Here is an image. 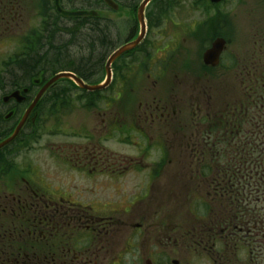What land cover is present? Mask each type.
I'll list each match as a JSON object with an SVG mask.
<instances>
[{
    "label": "flooded vegetation",
    "instance_id": "flooded-vegetation-1",
    "mask_svg": "<svg viewBox=\"0 0 264 264\" xmlns=\"http://www.w3.org/2000/svg\"><path fill=\"white\" fill-rule=\"evenodd\" d=\"M113 1L116 21L103 0H0V75L49 56L0 82L26 96L0 100V132L57 73L104 81L109 55L139 33L142 0ZM170 1L145 7V36L107 87L58 79L0 149V264H264V14L237 44L216 7L176 22ZM82 10L96 14L63 13ZM85 27L100 32L94 60L92 37L78 45ZM59 36L65 50L46 54ZM216 37L226 49L212 65Z\"/></svg>",
    "mask_w": 264,
    "mask_h": 264
},
{
    "label": "trees",
    "instance_id": "trees-1",
    "mask_svg": "<svg viewBox=\"0 0 264 264\" xmlns=\"http://www.w3.org/2000/svg\"><path fill=\"white\" fill-rule=\"evenodd\" d=\"M154 23H155V21H154ZM88 36L93 38V42L91 43V41H90V43H91L90 45H91L92 56H93L92 60H94L95 59V53L97 52V47L100 44V32L98 30H94L92 28H91V30L89 28H86V27L82 28L80 30L79 34L77 35V38L81 39V41L78 44L80 46V48H82L84 46V44H86V42H88ZM56 39H57V42L56 41L53 42L54 45L52 44V46L50 44V48L46 50V54L48 53V55H49L51 53H54V55H55L56 52L60 53V52H63L65 50L64 43L66 41L61 39V36H59ZM55 47L57 50L55 49ZM44 48H45V46H44ZM44 48H43V50H44ZM48 58H49V56L43 55L42 58H38L35 61L28 59L27 61H22L21 63L16 62L15 64H13L10 67V68H12L10 70L11 75H9L7 77L5 75L0 76V82L1 83L2 82L7 83L8 79H10L9 83H14V82L19 83L20 81H22L24 79H28L29 78L28 75L33 74L35 72L36 65L40 64L39 66H41V67L44 66L45 64L48 65V63H47ZM83 62H84V60H83ZM85 62H87V59L85 60ZM30 63H33V65H31ZM66 64H67V61L64 58L58 59L56 62L52 63V65H54L55 67H63ZM46 68H49V66H47ZM22 73H25V75L21 76L20 74H22ZM13 126H14V124H13ZM13 126L7 130H3L2 132H0V140L2 139V137L3 138L6 137L11 132V130L13 129ZM21 132L23 133L24 131L22 130ZM11 147H12V143L4 146L3 148H11Z\"/></svg>",
    "mask_w": 264,
    "mask_h": 264
},
{
    "label": "rangeland",
    "instance_id": "rangeland-1",
    "mask_svg": "<svg viewBox=\"0 0 264 264\" xmlns=\"http://www.w3.org/2000/svg\"><path fill=\"white\" fill-rule=\"evenodd\" d=\"M258 2L257 5H260L262 0H227L222 6L221 9L224 10L228 19L231 21L232 19V28H233V35L234 41L238 44L244 41L245 38V12L248 11V8L251 6H255V2ZM171 5L173 6V10L176 11V22H180L183 16L188 14V11L191 10L194 15H197L195 11L196 8L201 6V0H171ZM247 9V10H246ZM102 11L108 16V20H119L118 12L113 10H109L107 8L102 9ZM185 13V14H184ZM231 16V17H230ZM226 19V18H225ZM154 34V33H153ZM152 34V35H153ZM230 49V48H229ZM1 61V60H0ZM1 72V71H0ZM3 89H0V98L3 96ZM44 137L42 139V143H45L46 140L50 139Z\"/></svg>",
    "mask_w": 264,
    "mask_h": 264
},
{
    "label": "water",
    "instance_id": "water-1",
    "mask_svg": "<svg viewBox=\"0 0 264 264\" xmlns=\"http://www.w3.org/2000/svg\"><path fill=\"white\" fill-rule=\"evenodd\" d=\"M150 0H143L140 8L138 9V19L140 22H142V31L144 30V24H143V15H142V11H143V8L144 6L149 2ZM211 4H216L218 2H220L221 0H209ZM105 2L109 5V6H112V7H115L114 6V3L111 1V0H105ZM86 12H76L74 13V15H83L85 14ZM224 40L222 38H217L214 40L212 46L210 49L207 50V52L205 53L204 55V58L207 60L209 59H216L221 50L223 49V45H224ZM138 43V40H136L134 43L128 45V46H125L123 48H121L120 50H118L115 54H113L110 58V61H112L119 53H121L123 50L129 48L130 46H134L135 44ZM69 76H72L70 74H67V73H62V74H59L57 76H55L54 78H52L48 83H46L43 88L38 92V94L36 95L35 99H34V103L40 98V96L42 95V93L44 92V90L46 89V87L51 84L53 81H56L58 78L60 77H69ZM72 78L75 79V81L80 84V85H83L81 83L80 80H78L77 78H75L74 76H72ZM107 79H109V75L107 77ZM105 86V85H104ZM103 85H96V86H86L84 85L85 88L87 89H90V90H93V89H100L102 87H104ZM10 97H15L18 101H21L22 97L19 96V92L18 91H15L13 92ZM8 97H5L4 100H7ZM29 111V110H28ZM28 111L26 112V114L24 115V117L20 120V122L18 123V125L16 126V128L14 129L13 133L11 134V136H9L7 139H5L4 141L0 142V148L3 147L5 144H7L8 142H10L19 132L20 128L22 127L25 119H26V116H27V113Z\"/></svg>",
    "mask_w": 264,
    "mask_h": 264
}]
</instances>
